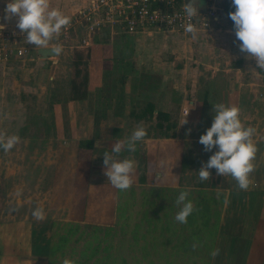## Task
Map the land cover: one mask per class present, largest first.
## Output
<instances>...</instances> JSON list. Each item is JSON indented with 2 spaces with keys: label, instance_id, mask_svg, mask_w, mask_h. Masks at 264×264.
Listing matches in <instances>:
<instances>
[{
  "label": "crops",
  "instance_id": "crops-1",
  "mask_svg": "<svg viewBox=\"0 0 264 264\" xmlns=\"http://www.w3.org/2000/svg\"><path fill=\"white\" fill-rule=\"evenodd\" d=\"M89 2L91 0H49L50 8L59 9L70 18ZM227 3L231 4L232 0H225L224 4ZM4 15L5 13L0 15V24H4L7 29L16 28V24H11L12 20H4ZM13 20L15 21V18ZM233 23L225 16L222 23L215 29L198 31V38L195 40L187 33L155 30L126 36L117 34L119 37L125 36L124 41L122 40L123 43H115L114 36L102 33L95 36L91 44L84 48L71 46L68 48L64 45L50 43L48 47L58 46L62 51L56 57L48 59L40 58L37 53L38 48L29 44L31 48L26 57L0 63V108H4V120L9 122L1 125L3 119L0 118V131L5 135H8L10 131L14 133L20 131L25 135L28 133V129L38 126L37 116L40 111L45 112V107L41 108L42 105L50 110L61 106L62 117L60 116L57 125L39 124V126L44 131H51L54 126L58 132L80 133L77 141L73 138L69 139L72 147H75L76 144L81 146V143L86 141L91 142L94 148L98 146V142L113 143L122 132L126 133L118 141H127V133L131 125L126 121L130 120L131 110L134 109L135 102L139 100L136 98L135 88L131 86L132 81L129 84L127 78L114 75L113 69L119 68V64L122 63L119 59L115 60L114 55L122 52V57L126 56L123 51L131 52L130 49H127L130 39L139 37L142 42L153 43L155 46L162 45V49H159L162 52H175L181 60L184 55L189 57V63L185 64L184 71L191 74V79L188 81L176 80L174 85L176 89L168 93L164 89H160L157 94L159 96L158 104L150 100L154 106L157 104L154 114L165 113L169 116L168 121L171 120V116L181 117L180 122L176 120L175 128L170 129H174V135L159 140H154L153 137L146 138L142 141L145 144L144 151L141 156H138L142 160L143 170L138 173H142L144 178L154 177L153 174H155L158 179L155 178V180L159 182V185L167 186V188H182L180 178L182 174H186L184 173L185 159H189L191 155L187 149L192 148L193 141L191 137H186V130L187 132H189L188 129L196 132L198 125H204L206 121L211 124L215 115V112H212L214 104L223 103L226 106H237L240 109V118L246 114L264 116L262 113L264 112V91L260 90L264 88V72L257 75L256 71L259 69L256 68L255 60L250 57L246 58L247 54L239 51L238 44L240 42L234 43L236 38ZM150 38H154V42L148 41ZM170 39V42L173 43L171 46L168 45ZM126 41L128 44L123 47ZM76 53L81 55V60L84 62L81 68L88 76V96L85 100L70 101L68 99V82L71 79L66 81L65 78L70 77L73 72L72 64ZM157 56L156 53H151L147 59L148 62H155ZM123 62L125 65L123 64L122 68H125L127 62L126 60ZM66 85L68 91L65 90ZM259 107L261 109L258 110ZM135 110L138 109L135 108ZM55 114H59V112L55 111ZM201 114H205L207 117L201 119ZM13 120V129H8L11 128ZM190 120L194 122L191 124ZM132 121L134 124L138 123L136 122L138 120L134 118ZM143 121L145 119L139 122L144 124ZM167 123L163 124V130ZM242 123L247 127L246 121ZM255 130L257 132V125ZM115 133H118V136L112 139ZM18 136L20 140L23 137L21 134ZM75 142L76 144H74ZM53 145L54 141L51 142V147ZM122 149L126 150V147ZM130 155L132 156L133 153ZM161 161H163V166H161ZM151 165L154 171L150 168ZM146 170L148 172H145ZM134 184L132 183V186L137 188H147L140 183ZM252 186V190H257V183ZM206 189L216 191L211 187ZM116 190L113 193L114 202H116ZM49 191L47 188L46 192ZM247 192L237 193L240 196L237 206H239V212L244 213L242 217L244 222L235 216L220 222L215 244V249H219V254L215 257L210 255L209 264H264V216H259L261 207L264 209V199L260 201L262 203L254 207H252L254 202L250 205L249 201L245 206L243 197L244 195L246 197ZM251 194L253 193L251 192ZM225 197L227 199L228 192ZM67 207L69 206L63 207V212L66 211L68 217L70 209ZM22 209L23 207L18 209L16 217ZM251 211L252 213H250ZM16 217L13 222H8L0 215V264H54L52 258L55 259L56 256H52L49 251L54 243L48 247L46 256L44 254L40 259L34 256L29 218L24 220L23 217ZM61 221L63 223L59 224L60 227L71 222L69 218ZM84 224L85 222L80 223L81 226ZM239 229L245 233L243 236L236 235L237 232H240ZM17 233L21 235H17ZM9 244H13V246H9ZM6 248L10 249L9 253L6 252L8 251ZM241 251H243L242 255L239 256Z\"/></svg>",
  "mask_w": 264,
  "mask_h": 264
},
{
  "label": "rangeland",
  "instance_id": "rangeland-1",
  "mask_svg": "<svg viewBox=\"0 0 264 264\" xmlns=\"http://www.w3.org/2000/svg\"><path fill=\"white\" fill-rule=\"evenodd\" d=\"M8 2H10V0H0V15L5 13L4 8ZM13 19L11 24L15 25L16 21ZM125 36L122 35L119 37L114 35L116 39L115 43H123L122 40L124 41L123 38ZM131 39L129 48H127L130 49L131 52L123 51L126 55L124 57H122V52L114 55L115 60L119 59L122 63L119 64V68H114L113 71L114 75L116 74L120 78H127L129 84L130 81H132L133 84H131V86L135 88V95H137L136 98L139 101L135 102L136 106L134 105V109L131 111L139 114L148 103H151L150 100L155 101L158 104L159 96L157 94L160 92V89H164L167 93L174 91V89H176L174 88L175 81L179 79L188 81L191 79V74L184 71L185 64L189 63L188 55H184L181 60V58L176 56L175 52H162L159 50L162 49V45L155 46L153 43L149 44L142 42L139 37ZM148 41L154 42V38H150ZM170 41L171 39L168 41L169 46L173 45ZM50 43L64 45L68 48L70 46L73 47L72 44H75L74 42L61 41L60 37L53 39ZM126 44H128L127 41L124 42L123 47L126 46ZM153 52L158 56L155 62L150 63L147 59ZM76 59L75 56L73 62L76 61ZM123 60H126L127 62L125 68H122V65L124 64ZM72 74L70 77L65 78V80L69 81V79H73ZM77 81H80V78L77 79ZM65 90L68 91L67 85ZM260 90L264 91V88H261ZM27 103L29 104L30 101L28 100ZM2 104L4 103L2 102ZM44 107L45 112L40 111L37 116L36 123L38 126L36 128L28 129V133L25 135L20 131H17V133L12 131L8 133L9 130L6 131L8 135L21 134L23 137L20 140V143L15 145L9 152L6 153L0 149V215H2L6 221L13 222L16 217V212L23 207L22 211L19 212V215L17 213L16 218L23 217L24 220L27 217L29 218L33 241L32 254L39 259L42 258L44 254L46 256L48 247L56 242V237L54 236L57 233L63 232L59 225H62V219L69 218L71 222L81 220L80 223L86 222L99 225H112L115 209V202L113 199L115 188L107 181V177L104 175L105 167L103 165V153L107 151L111 154L112 146L126 133L122 132L119 136L118 133H115L112 139H115V136H118L117 140L113 143L106 141L98 142L96 148L93 147L92 149H89L87 146L82 148L77 146L76 142L74 143L76 146L72 147L69 139L73 138V140L77 141L78 137H80V133H69L66 131L58 132L54 126L51 131H44V129L42 130V127L39 126V124L57 125V122L60 121L61 106L55 107L52 110L44 105H42L41 108L44 109ZM135 108L138 110H135ZM259 109H261V107H259L258 110ZM55 111L59 112V114H55ZM47 112H49V114H47ZM3 113L4 108H0V118L1 120L3 119L1 125H3V123H9L4 120ZM262 113L264 114V112ZM206 117L205 114H201V119ZM180 118H178V116H176V118L175 116H171V120L168 121L167 125L176 126V120H179L180 122ZM132 119L133 117L126 121L131 125V127L128 125L130 130L127 133V140L138 125H142L147 131V136L144 140L152 137L154 140H159L166 138L165 135H167L168 138L174 135V129L165 132L155 129L156 122L160 121V119L157 118L154 113L149 120L145 119V121H143L144 124L136 121L138 123H135V125ZM240 120L241 122L246 121L248 124L247 127L256 129L257 125V132H255L252 139L256 144L258 151L256 153V158L253 161L255 171L250 174L251 184L247 190L249 192L238 190L236 182L230 176H218L215 169L209 170V181L201 182L197 172L202 167V164L206 163L209 157L218 150L217 148H213L212 152H205L203 150V145L198 142L199 137L205 134L211 124L206 121L204 125H198L196 132L190 131L189 129V132H187L186 130V137H191L193 141L191 144L192 148L187 149L191 155L189 156V159H185L186 165L184 173L186 174H182V177L180 178V186L190 190L202 186L205 188L211 187V189L215 188L216 191L223 193V205L220 207V222H222V220L226 221L234 216L244 222L242 219L244 213H240L239 206H237L238 199H240V196L237 193H248L246 197L245 195L243 197V204L245 206H247L249 201L250 205L254 202L252 204V207H254L262 203L260 201L264 199V116L260 117L253 114H246L242 116ZM190 122L192 124L194 121L190 120ZM13 123L14 120L11 123V128L9 127L8 129H13ZM0 135L5 134L0 131ZM52 141H54V145L51 147ZM144 147L145 144H143L142 141L137 142L135 152H129L127 149H122L120 154L115 158L118 160L134 159L133 161L136 165L132 175L133 184L135 183L134 185L140 183L147 188H149L148 186L154 188H167V186L164 187L158 184L159 182L156 178L157 175L155 176V174H153L154 177L148 176L147 178H144L142 173H138V171L143 172L142 160L139 159L138 156L142 155ZM132 153L133 155L131 156L130 154ZM150 168L152 169V165ZM152 171L154 170L152 169ZM145 172L148 171L146 170ZM155 178L157 180H155ZM254 183L258 184V188H256L257 190H252L251 188ZM47 188L50 190L49 192H46ZM226 192H228L227 199L225 197ZM251 192L253 194H251ZM210 195L211 194H208L198 198L193 213L188 217L186 226L190 231L195 232H198L199 228V235L201 237L200 239L198 234L193 237L190 236L189 246L185 247L188 248L189 251L185 248L179 250L181 255L189 254V257L180 259L173 256V258H170L171 254H167L164 249V247L167 246V242L163 243L162 237L161 240L158 241V245L156 240L157 250H152L151 254L147 250L142 252V249L140 248L141 245L132 247L131 241L127 240L123 243L124 246L121 249L114 250L113 252L114 257H118L116 264H120L119 254L126 260V263L122 262V264H209V253H211L212 250H215L216 241L214 242V239H212V244L209 246V244L204 243L202 240L206 239V237L209 239L208 228H205L207 215L203 212V207L213 202ZM66 206H69L67 208L70 209L68 217V213L66 211L63 212V207L66 208ZM36 207L44 210L45 218L43 220L38 221L32 216V212ZM168 207L170 211L169 213H171L173 208L171 206ZM250 213H252V211ZM261 215L264 216V209L262 207L261 211H259V216ZM157 222H159V220ZM161 226L162 224L160 227ZM203 230L204 232H202ZM239 231L240 232H237L236 235L243 236L245 234L242 229H239ZM161 232L162 230L160 231V235ZM168 232L173 235L171 230ZM23 234L25 235V231ZM17 235L21 234L17 233ZM99 235L101 234L99 233ZM150 238L153 241L155 240L152 236H150ZM86 240H88V238H84V240L77 245L68 246L64 250V256H61V253L57 254L56 257L59 262L56 264H63L64 259H69L74 261V264H79L80 250ZM152 240H149V242ZM215 240H217V237ZM118 241L119 238L117 237L112 239V243L115 247L117 246ZM193 244L197 245L195 250L192 248ZM9 246H13V244H9ZM102 247L99 249V255L89 259L86 264L102 263V261H100V258L103 255L101 252ZM6 249L8 250L6 252L9 253L10 249ZM242 252L243 251H241L239 256L242 255ZM53 260L54 259L52 258V261ZM106 261L108 263L111 262L109 259Z\"/></svg>",
  "mask_w": 264,
  "mask_h": 264
},
{
  "label": "clouds",
  "instance_id": "clouds-1",
  "mask_svg": "<svg viewBox=\"0 0 264 264\" xmlns=\"http://www.w3.org/2000/svg\"><path fill=\"white\" fill-rule=\"evenodd\" d=\"M231 6L235 8V11L229 12L228 17L234 22L233 31L236 38L234 43L240 42L239 51L247 54L246 58L255 60L259 71L250 70L260 75L264 72V0H232ZM184 15L189 18L198 15L191 0L187 5L184 4ZM13 18L16 21V28L24 34V40L38 49H47L50 42L58 38L62 30L71 24L70 17L64 15L59 9L50 8L49 0H10L5 5L4 20L10 21ZM4 27V24H0V31ZM182 27L193 40L198 38V29L192 23H185ZM50 49L55 55H59L62 51L58 46ZM212 112H215V115L211 126L199 137L198 142L203 145L205 152H212L213 148L218 150L206 163L202 164L197 172L199 180L209 181V170L215 169L218 176H230L236 182L238 190L247 191L251 184L250 174L255 171L253 161L258 151L252 139L256 130L243 125L240 120V109L237 106L217 103L213 105ZM146 136V129L138 125L127 141H117L112 146L111 154L107 151L103 153L104 175L115 189L121 192L130 189L136 166L133 160H118L115 157L124 147L129 152H135L137 142L143 141ZM18 143H20L18 135H0V149L6 153ZM188 196V191H181L175 201L180 210L174 220L180 224H186L187 218L194 211V205L187 199ZM32 216L38 221L43 220L44 210L37 208L32 212ZM196 247V244L192 245L193 250ZM218 254L219 249L210 253L212 257ZM63 264H74V261L64 259Z\"/></svg>",
  "mask_w": 264,
  "mask_h": 264
},
{
  "label": "trees",
  "instance_id": "trees-1",
  "mask_svg": "<svg viewBox=\"0 0 264 264\" xmlns=\"http://www.w3.org/2000/svg\"><path fill=\"white\" fill-rule=\"evenodd\" d=\"M234 11L235 8L232 7L231 4L227 3L223 5L224 15L231 23L233 22L228 17V13ZM75 56L77 59L72 64L74 71L73 79H71L69 82L68 99L70 101H81L85 100L88 96V76L84 69L81 68V66L84 65V62L81 60V55L76 53ZM79 78L80 81H77ZM154 110L155 106L152 103H148L139 114L132 112L130 116L135 120L140 121L143 119H148V117L150 118L153 115ZM156 117L160 119V121H158L156 124V128L158 130L165 132L175 127L166 125L165 129L163 130V124L168 122L169 116L165 113L157 112ZM165 137L168 138L167 135H165ZM86 146L89 149L93 148L92 143L88 141L82 142L80 147L83 148ZM181 191L189 192L187 199L193 203L194 208L198 198L211 194L210 198L213 199V202L203 207V212L207 215V223L205 228H208L209 239L206 237V239L202 240L204 243L209 244L210 246V244H212V239H214L215 242V238L218 236L221 215L220 207L223 205V194L213 190H207L203 186L193 191L186 190L183 187L137 188L135 186H131L127 191L121 192L116 190L114 220L112 225H99L85 222V224L81 226V220L64 224L63 227H61L63 233H57L55 235L57 240L49 248V251L52 256H56L57 253H61V256H64V250L68 246L75 244L77 245L82 240H84V238H88V240L84 241V245L80 250L79 264H86L89 259L97 257L99 255V249L102 246L101 252L103 255L100 258V261H102L101 264H116L118 257H114L113 252L114 250L121 249L124 246L123 243L125 241L130 240L132 247L141 245L140 248L142 249V252L147 250L151 254L152 250H157L156 246L162 237V242H167V246H165L164 249L167 254H171L170 258H173V256H176L180 259L189 257V254L181 255L179 250L189 246L190 236L193 237L194 235L198 234L200 237V229L198 228V232L190 231L186 224H180L174 220L175 215L180 210V207L176 205L175 201ZM168 206L173 208L171 213H169L170 211ZM158 220L159 222H157ZM161 224L162 226L160 227ZM161 230L162 232L160 235ZM169 230L172 231L173 235L168 232ZM202 232H204V230ZM99 233L101 235H99ZM150 236H152L155 240L153 241ZM114 237L119 238L116 247L112 243V239ZM149 240L152 241L149 242ZM185 249L189 251L188 248ZM119 257L120 264H122V262L126 263V260L121 257L120 254ZM108 259L111 260L110 263L106 261ZM58 262L59 261L57 260V257H55L54 264Z\"/></svg>",
  "mask_w": 264,
  "mask_h": 264
},
{
  "label": "built area",
  "instance_id": "built-area-1",
  "mask_svg": "<svg viewBox=\"0 0 264 264\" xmlns=\"http://www.w3.org/2000/svg\"><path fill=\"white\" fill-rule=\"evenodd\" d=\"M184 1L91 0L71 17L70 26L63 29L59 37L61 41L74 42L75 48H84L102 33L110 36L155 30L185 33L182 25L188 22L198 31H209L219 26L225 17V0H201L205 12L197 11L198 15L191 18L184 15ZM24 38L17 28L4 27L0 31V63L27 56L31 47Z\"/></svg>",
  "mask_w": 264,
  "mask_h": 264
},
{
  "label": "water",
  "instance_id": "water-1",
  "mask_svg": "<svg viewBox=\"0 0 264 264\" xmlns=\"http://www.w3.org/2000/svg\"><path fill=\"white\" fill-rule=\"evenodd\" d=\"M190 2V0H185L184 4L187 5ZM192 5L194 8L197 9V11H200L202 13L205 12V5L201 0H191ZM50 48L53 47H48L47 49H38V55L42 59H48V58H54L56 55L51 51Z\"/></svg>",
  "mask_w": 264,
  "mask_h": 264
}]
</instances>
